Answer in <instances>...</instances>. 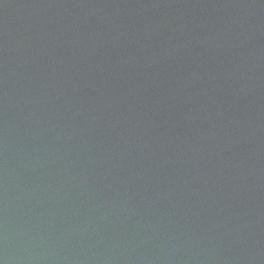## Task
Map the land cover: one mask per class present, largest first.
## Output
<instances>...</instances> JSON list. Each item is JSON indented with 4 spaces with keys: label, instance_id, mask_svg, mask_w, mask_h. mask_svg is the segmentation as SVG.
Segmentation results:
<instances>
[{
    "label": "water",
    "instance_id": "obj_1",
    "mask_svg": "<svg viewBox=\"0 0 264 264\" xmlns=\"http://www.w3.org/2000/svg\"><path fill=\"white\" fill-rule=\"evenodd\" d=\"M0 264H264V0H0Z\"/></svg>",
    "mask_w": 264,
    "mask_h": 264
}]
</instances>
